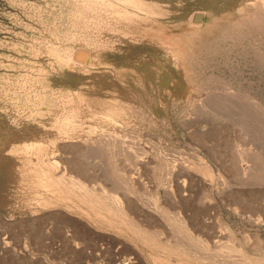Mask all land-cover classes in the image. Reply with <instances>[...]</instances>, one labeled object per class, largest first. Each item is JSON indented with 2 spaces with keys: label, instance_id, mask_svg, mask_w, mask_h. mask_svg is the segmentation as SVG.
I'll return each instance as SVG.
<instances>
[{
  "label": "rangeland",
  "instance_id": "1",
  "mask_svg": "<svg viewBox=\"0 0 264 264\" xmlns=\"http://www.w3.org/2000/svg\"><path fill=\"white\" fill-rule=\"evenodd\" d=\"M168 2L0 0V264H264V19Z\"/></svg>",
  "mask_w": 264,
  "mask_h": 264
},
{
  "label": "bare ground",
  "instance_id": "2",
  "mask_svg": "<svg viewBox=\"0 0 264 264\" xmlns=\"http://www.w3.org/2000/svg\"><path fill=\"white\" fill-rule=\"evenodd\" d=\"M156 1H157V0H156ZM201 1H202V0H201ZM255 1L257 2V3H256V8H257V9L255 10V12H252V13H253V16L255 17V19L258 18V19L261 21L262 19H264V0H255ZM161 2H162V1H161ZM167 2H168V0H167ZM195 2H197V1H195ZM168 3H169V2H168ZM201 3H202V2H201ZM204 5H205V4H204ZM253 6H254V5H253ZM253 6H252V8H253ZM175 7H176V6H175ZM249 7H250V6H249ZM179 8H180V7H179ZM207 8H208V7H207ZM228 8H229V7H228ZM211 9H212V11H213V8H212V7H211ZM217 9H218V7H217ZM224 9H225V8H224ZM229 9H230V8H229ZM155 10H156V9H155ZM233 10H234V9H233ZM238 10H239V9H238ZM157 11H158V10H157ZM159 12H160V9H159ZM230 12H231V11H230ZM234 12H236V9H235ZM196 13H197V12H196ZM202 14H203V13H202ZM146 15H147V13H146ZM152 15H153V14H152ZM233 16H234V15H233ZM240 16H241V15H240ZM242 16H244V15H242ZM249 16H250V14H249ZM192 17H193V16H192ZM194 17H195V20H196V21H197L198 19L203 18L201 14H195ZM244 17H246V16H244ZM244 17H243V18H244ZM216 18H217V17H216ZM251 18H252V14H251ZM223 19H224V18H223ZM239 19H240V18H239ZM239 19H238V20H239ZM241 19H242V18H241ZM245 19H246V18H245ZM255 19H251L252 21H251L250 24H252L253 20H254L253 23H255ZM238 20H237V21H238ZM246 20H247V19H246ZM259 20H258V21H259ZM196 21H194V22H196ZM242 21H243V20H242ZM247 21H249V20H247ZM258 21L256 20V22H258ZM203 22H204V21H203ZM243 22H245V21H243ZM262 22H263V20H262ZM199 23L202 24V21L200 22V20H199ZM231 23H232V22H230V24H231ZM245 24H247V23L245 22ZM248 24H249V23H248ZM250 24H249V25H250ZM225 25H226V24H225ZM231 26H232V25H231ZM239 26H240V24L237 25L236 27H239ZM245 26H246V25H245ZM252 26H253V25H252ZM256 26H257V25H256ZM262 26H264V25H262ZM262 26H261V27H262ZM232 27H233V26H232ZM247 28H248V26H247ZM247 28H246V29H247ZM249 28H250V27H249ZM249 28H248V29H249ZM251 28H252V30H253V27H251ZM254 28H255V27H254ZM262 28H263V27H262ZM230 29H231V28H229L228 30H230ZM240 29H241V28H240ZM244 30H245V29H244ZM250 30H251V29H250ZM241 31H242V29H241ZM253 31H254V30H253ZM231 32H232V31H231ZM235 32H237V31H235ZM238 32H240V31H238ZM250 32H251V31H250ZM258 32H259V31H258ZM228 33H229V31H228ZM241 33H242V32H241ZM241 33H240V34H241ZM243 33H244V32H243ZM251 33H252V32H251ZM254 33H256V32L254 31ZM260 33H261V32H260ZM244 34H245V33H244ZM263 34H264V33H263ZM225 35H226V34H225ZM225 35H224V36H225ZM245 35H247V34H245ZM245 35H244V36H245ZM255 35H256V34H255ZM233 36H234V35H233ZM237 36H238V35H237ZM259 36H260V34H259ZM242 37H243V36H242ZM244 38H245V37H244ZM235 39H236V38H235ZM239 39H240V38H239ZM262 39H263V38H262ZM254 42H255V41H254ZM240 43H241V42H240ZM259 44H260V43H259ZM219 47H220V46H219ZM227 49H228V48H227ZM244 49H245V48H244ZM259 49H260V48H259ZM256 53H257V52H256ZM257 54H258V53H257ZM78 55H79V54H78ZM255 55H256V54H255ZM256 57H257V56H256ZM261 58H262V57H261ZM261 58H260V59H261ZM262 61H264V60H262ZM73 64H74V63H73ZM73 64H71V66H72ZM68 66H70V65H68ZM45 82H46V81H45ZM104 117H105V116H104ZM110 136H111V135H110ZM111 138H112V137H111ZM106 139H107V137H106ZM101 140H102V139H101ZM109 140H110V139H109ZM113 141H115V140H112L110 143H112ZM105 142H106V141H105ZM199 158H200V157H199ZM196 164H197V163H196ZM200 165H201V166H199V168H201V170L203 171V172H201V173H204V175H205V176H204V175H203V176L206 177V178L209 177V178H211L210 180L213 181V179H212V177H213L212 169H211V167H210V165H209L208 160H207L206 158H204L203 156L200 158ZM195 166H196V165H195ZM198 170H199V169H198ZM181 174H182V173H180V175H181ZM180 175H179V177H180ZM43 176H44V177H48V175H43ZM51 178H52V177H51ZM213 178H214V177H213ZM49 179H50V178H49ZM52 180H53V179H50V182H48V184H47L48 187H47V185L45 186V182L48 181V179H47V178L43 179V177H41V181H42V183L40 184V186L43 187V188H45L44 190H46V189L48 190V188H50V189L52 188V189H53L54 185L56 186V184L53 185V182H54V181H52ZM43 181H44V182H43ZM43 183H44V184H43ZM49 183H51L50 187H49ZM54 183H55V182H54ZM77 185H78V184H77ZM81 185H82V184H81ZM79 186H80V184H79ZM184 187H185V185H184ZM54 188H55V187H54ZM82 188H83V186H82ZM50 189H49L48 191H50ZM52 189H51V191H52ZM77 189H78V187H77ZM77 189H76V190H77ZM85 189H86V188H85ZM61 190H62V188H61ZM78 191H79V190H78ZM80 191H81V189H80ZM89 191H90V190L87 191V189H86V191H85V192H87L86 195L88 194V195H87L88 197L91 196V197L93 198L94 195L92 194L91 191H90V192H89ZM54 192H55V190H54L53 192H50V193L53 194ZM58 192H59V191H58ZM58 192H55V193L57 194ZM61 192H62V191H61ZM71 192H72V191H71ZM83 192H84V191H83ZM55 193H54V194H55ZM56 194H55V195H56ZM61 194H62V193H61ZM61 194H60V195H61ZM82 194H84V193H82ZM62 195H63V194H62ZM64 195H65V194H64ZM68 195H69V194H68ZM84 195H85V194H84ZM65 196H66V195H65ZM57 197L59 198V196H56L55 198L57 199ZM88 197H87V198H88ZM94 197H95V196H94ZM92 198H91V199H92ZM61 199H62V198H61ZM65 199H66V198H65ZM65 199H63V200H65ZM95 199H96V197H95ZM95 199H94V201H97V200H95ZM53 200H54V199H53ZM63 200H61V201H63ZM69 200H70V199H69ZM88 200H89V199H88ZM92 200H93V199H92ZM40 201H41V200H40ZM66 201H67V200H66ZM100 201H101L102 204H103V202H104V204H106V205H105L106 207H107L108 205H111V202H109V204L107 205V203H108L107 201H106V202H107V203H106L105 200L103 201V200H100V199L98 200V202H94V205H95V203H96V205H97V203H99ZM102 201H103V202H102ZM92 202H93V201H92ZM47 203H49V202H47ZM119 203H120V202H118L117 205H119ZM39 204H40V202H39ZM41 204L44 205V204H46V202H45V201H44V202L42 201ZM104 204H103V205H104ZM112 204H113V203H112ZM86 205H87V204H86ZM90 205H91V204H90ZM94 205H93V206H94ZM98 205H99V204H98ZM113 205H114V204H113ZM101 206H102V205H101ZM105 206H104V209L106 208ZM120 206L122 207L121 203H120ZM97 207H98L99 209L102 208V207H100V206H97ZM111 207H112V205H111ZM116 207H117V206H116ZM108 208H109V207H108ZM114 208H115V207H114ZM89 209H90V208H89ZM94 209H95V208H94ZM99 209H97V211H98ZM118 209H119V208H118ZM122 209H123V208H122ZM122 209H121V211L119 210V211H117L116 213H119V215H120V213L122 214ZM114 210H115V209H114ZM92 211H93V210H92ZM103 211H104V210H103ZM107 211H108V210H107ZM107 211H106V212H107ZM106 212H104V213H106ZM109 213L112 214L113 212H109ZM125 213H126V212H125ZM89 214H90V213H89ZM92 214H94V212H93ZM111 214H110V215H111ZM95 215L98 216V213H96ZM95 215H94V216H95ZM113 215H115V214L113 213ZM125 216H126V215H125ZM98 217L102 218V216H100V215H99ZM108 217H109V214H108ZM115 217H116V216H115ZM116 218H117V217H116ZM124 218H125V217H124ZM129 218H130V217H129ZM113 219H114V218H113ZM118 219H119V218H118ZM118 219H117V220H118ZM125 219H127V218H125ZM119 220H120V219H119ZM130 220H131V219H130ZM130 220H128V222H129ZM177 220H178V219H177ZM107 221H108V223H109V220H107ZM120 221H121V220H120ZM173 221H174V220H173ZM110 222H111V221H110ZM131 223H132V222L130 221V225H131ZM173 223H174V222H173ZM178 223H179V221H178ZM175 224H176V221H175ZM128 225H129V223H128ZM179 227H181V224H180ZM131 228H132V227H129L128 229H130V231H131ZM133 229H135V228H133ZM136 230H137V232H139V235H143V236H144V233H143L141 230H139V229H136ZM144 231H145V230H144ZM181 231H182V230H181ZM182 232H183V231H182ZM135 233H136V232H135ZM136 234H138V233H136ZM182 234H183V233H182ZM145 235H147V237H149L148 234H145ZM180 236H181V235H180ZM144 237H145V236H144ZM257 238H258V237H257ZM144 239H145V238H144ZM149 239H150V238H149ZM153 239H154V241H155V238H153ZM178 239H179V238H178ZM142 240H143V237H142ZM146 240H147V239H146ZM180 240H181V238H180ZM182 240L185 241V239H184L183 237H182ZM257 240L259 241V239H257ZM151 241H152V240H151ZM154 241H153V243H156V242H154ZM174 241H175V240H174ZM177 241H178V240H177ZM177 241H176V242H177ZM190 241H191V240H190ZM199 241H200V240H199ZM144 242H145V241H144ZM147 242H148V241H147ZM181 242H182V241H181ZM186 242H187V241H186ZM188 242H189V241H188ZM192 242H193V241H192ZM145 243H146V242H145ZM151 243H152V242H151ZM153 243H152V244H153ZM174 243H175V242H174ZM178 243H179V242H178ZM147 244H148V243H147ZM152 244H151V245H152ZM157 244H158V243H157ZM187 244H188V243H187ZM193 244H195V243L193 242ZM261 244H262V243H261ZM155 245H156V244H155ZM179 245H180V244H179ZM181 245H182V244H181ZM181 245H180V246H181ZM184 245H185V244H184ZM162 246H163V245H162ZM162 246H161V248H162ZM164 246H165V245H164ZM168 246H169V245H168ZM182 246H183V245H182ZM183 247H184V246H183ZM188 247H189V246H188ZM179 248H180V247H179ZM179 248H178V249H179ZM184 248H185V247H184ZM184 248H182V249H184ZM191 248H192V246H191ZM226 248H227V247H226ZM229 248H230V247H229ZM168 249H169V247H168ZM186 249L189 250L188 248H186ZM193 249H194V247H193ZM231 249H232V248H231ZM231 249H230V250H231ZM194 250H195V249H194ZM215 250H216V249H215ZM219 250H220V249H219ZM219 250H218V252H219ZM233 250L235 251L234 248H233ZM165 251H166V249H165ZM227 251L230 252L229 250H226V251H224V253L227 252ZM239 251H240V250H239ZM239 251L237 252L238 255L241 254V252H240V254H239ZM169 252H170V251H169ZM192 252H193V251H192ZM200 252H201V251H200ZM231 252H232V251H231ZM261 252H262V251H261ZM193 253H194V252H193ZM196 253H197V249H196ZM202 253H203V252H202ZM222 253H223V251H222ZM237 253H236V254H237ZM179 254H180V252H179ZM220 254H221V253H220ZM231 254L233 255V252H232ZM231 254H230V257L232 258ZM191 255H194V254H191ZM204 255H205V254L203 253V256H202V257H204ZM224 255H225V257H226V254H224ZM227 255H229V254L227 253ZM155 256H156V254H155ZM158 256H159V255L157 254V257H158ZM186 256H187V255H186ZM194 256H195V255H194ZM196 256H197V255H196ZM211 256H213V255H211ZM215 256H216V258H217V255H215ZM235 256H236V255H235ZM235 256H233L234 259H235V258H238V257H235ZM161 257H162V256H161ZM161 257H159V258L161 259ZM163 257L165 258L164 255H163ZM180 257H181V256H180ZM206 257L208 258V255H207ZM209 257H210V256H209ZM213 257H214V256H213ZM225 257L223 256V258L226 260L227 258H225ZM240 257H241V256H240ZM159 258H156V259H158V260H156L155 257H154V259H155V263L157 262V264H162L163 262L161 263V262H160L161 260H160ZM164 258H162V259H164ZM166 258L168 259V256H167ZM181 258H182V257H181ZM219 258H220V259H219ZM221 258H222L221 255H219L218 260L220 261ZM250 258H251V256H250ZM256 258H260V257H256ZM256 258H255V259H256ZM262 258H263V257H262ZM262 258H261L260 260H262ZM179 259H180V258H179ZM197 259L200 260L201 258H197ZM242 259H244V260L246 261V259H248V258H247V257H246V258L243 257ZM164 260H165V259H164ZM164 260H163V261H164ZM180 260H182V259H180ZM209 260H210V258L207 260V261H208V262H207V261H205V259H203V263H202V264H212V263H213V264H217V262H218V261L216 262V259H215V262L213 261L212 263L209 262ZM211 260H212V259H211ZM252 260H253V258H252ZM177 261H178V260H177ZM200 261H201V260H200ZM227 261H228V260H226V262H225V261L223 260V262H224L225 264L227 263ZM253 261H256V260H253ZM247 262H248V261H247ZM167 263H168V262L166 261V264H167ZM169 263H170V262H169ZM221 263H222V260H221ZM163 264H165V262H164ZM172 264H173V263H172ZM222 264H223V263H222ZM228 264H229V263H228ZM230 264H231V263H230ZM246 264H247V263H246ZM248 264H251V263L248 262ZM255 264H256V263H255Z\"/></svg>",
  "mask_w": 264,
  "mask_h": 264
}]
</instances>
